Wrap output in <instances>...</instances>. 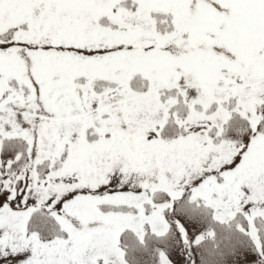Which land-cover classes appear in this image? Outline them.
Wrapping results in <instances>:
<instances>
[{
  "label": "snow or ice",
  "instance_id": "6c2138e0",
  "mask_svg": "<svg viewBox=\"0 0 264 264\" xmlns=\"http://www.w3.org/2000/svg\"><path fill=\"white\" fill-rule=\"evenodd\" d=\"M0 264H264V0H0Z\"/></svg>",
  "mask_w": 264,
  "mask_h": 264
}]
</instances>
